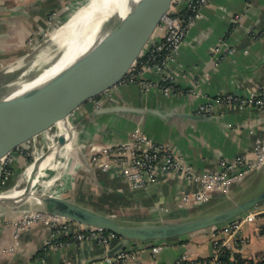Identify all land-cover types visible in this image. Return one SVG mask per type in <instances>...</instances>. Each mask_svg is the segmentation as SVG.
<instances>
[{
  "label": "crops",
  "instance_id": "crops-1",
  "mask_svg": "<svg viewBox=\"0 0 264 264\" xmlns=\"http://www.w3.org/2000/svg\"><path fill=\"white\" fill-rule=\"evenodd\" d=\"M73 1L0 0V63L19 57L31 35L50 28L48 14L67 11ZM165 74L172 76L177 90L164 93L156 84L163 73L145 71L142 78L152 85L125 82L102 95L103 106L120 105L140 113L91 116L92 105L76 112L73 123L77 141L85 145L86 155L93 144L127 142L135 133H142L166 143L197 173L219 170L223 161L232 162L239 156L252 161L257 144L264 141V108L227 104L219 98L228 93L246 98L264 92V0H209L203 17L188 30L176 57L167 62ZM208 100L212 114H199V106ZM24 161L19 155L15 162ZM114 161L108 170L84 168L87 176L101 186L92 187L94 192L109 198L104 211L111 213L115 208L113 215L139 222L166 220L199 208L183 203L186 194L198 189L184 173L163 172L149 186L134 188L125 174L128 161ZM74 164L78 169L79 164ZM259 170L246 175L249 178ZM242 182L235 181L232 190H240ZM218 196L211 195L214 200ZM257 211L255 218L240 219L242 225L233 237L214 235L207 229L165 241H127L126 247L114 255L109 252L121 241L119 237L108 249L97 238L73 240L49 221H37L16 236L11 221L0 218V264H173L183 253L194 264H204L224 243L232 253L259 258L264 256V202ZM59 242L67 243L55 244ZM157 245H161L159 252L154 251ZM119 253L126 256L118 258Z\"/></svg>",
  "mask_w": 264,
  "mask_h": 264
},
{
  "label": "water",
  "instance_id": "water-1",
  "mask_svg": "<svg viewBox=\"0 0 264 264\" xmlns=\"http://www.w3.org/2000/svg\"><path fill=\"white\" fill-rule=\"evenodd\" d=\"M121 3L126 9L123 14L116 9ZM171 3L172 0L106 2L105 9L101 8L92 19L90 33L100 31L87 47L53 73L0 97V159L36 134L49 127L57 126L59 122H63L67 127L70 114L74 110L88 99L99 96L117 85L140 57L143 48ZM66 50L67 47L56 50L45 61L21 77H29L27 81L35 80L45 69L55 64ZM32 53L24 55L25 60L20 62L22 57L15 63L0 69V86L9 80V77L20 68L22 62L24 63L32 56ZM117 112L140 113L133 108L120 105H104L94 108L91 116ZM183 114L187 117L205 118L197 114ZM68 133L69 135L63 132L58 133L56 147L48 150L47 155L53 150H63L65 146L73 142L72 130ZM42 161L43 159L38 161L34 158L32 163L35 169H39ZM82 162L87 169L93 170L84 152H82ZM259 169L264 170V165ZM35 172L28 182L27 192L33 188L30 186ZM23 198L1 199L0 204L13 200L25 201ZM37 198L39 202L35 204L49 213L116 234L121 241L109 252L110 255H114L126 247L127 241L144 243L165 241L211 227L225 226L236 218L257 211L264 202V186L252 196L213 212L183 219L141 222L125 221L68 196L42 194Z\"/></svg>",
  "mask_w": 264,
  "mask_h": 264
},
{
  "label": "built area",
  "instance_id": "built-area-1",
  "mask_svg": "<svg viewBox=\"0 0 264 264\" xmlns=\"http://www.w3.org/2000/svg\"><path fill=\"white\" fill-rule=\"evenodd\" d=\"M208 2L209 0H172L170 8L161 17L155 32L151 36V43L146 47L145 52L140 55L137 61L133 63L128 73L118 84L125 82H140L146 85H152L153 82L144 80L142 76L145 71H156L163 73L161 81L156 84L164 93L168 94L177 90L172 76L169 74L164 75V70L167 62L170 59H174L178 54L188 30L203 17V8ZM108 90L99 96L88 99L87 102L78 107V110H83L87 105H92L93 109L103 106L102 95ZM219 100L227 104L238 103L240 105H257L264 108L263 90L246 98L228 93L222 95ZM75 111L76 110H74V112ZM212 112L213 107L209 100L199 106V114L210 115ZM70 121L72 123L74 122L71 114ZM40 141L35 137L26 141L20 147L22 154L25 152L26 148L31 151L30 154L32 158H35V144L40 147ZM92 146L91 148L93 150L97 149L98 151L91 156L89 155L88 158H92L96 166L103 170H108L111 164L115 162L114 160H119L120 158L122 160H127L129 169L125 174L131 187L134 188L149 186L163 172L179 171L184 173L190 180L198 185V189L194 194H186L183 197L184 200L189 203H198L206 198H210L215 192L230 190L233 183L242 177V175L257 170L264 165V141L257 144L255 151L256 157L252 161H246L243 157L239 156L232 162L223 161L222 168L219 170L200 173L195 172L193 167L179 159L166 143L154 141L142 133H135L132 139L127 142L114 143L106 146ZM21 152H19L20 155ZM9 155H11V152L6 155L4 159L8 158ZM112 156H114V158ZM109 159H111V161H109ZM112 159L114 160L112 161ZM4 162L5 160H3L0 170H2V168L4 169ZM257 212L258 211L250 212L244 217H252L256 215ZM38 218H40V216L37 213L33 215H23L21 219L17 221L19 230L32 223L33 219ZM240 219H242V217L232 220L225 226L216 227L213 234H224L233 237L242 225ZM45 220L53 223L55 227L67 232L71 235L73 240L85 241L97 238L99 242L108 249L110 248L111 241L118 237L112 232L80 224L52 213H48ZM75 225L77 227H75ZM64 243L67 242L55 244L59 245ZM225 246L227 248L229 244L227 245L224 243L218 246L213 258L210 261L204 262V264H221L219 255L222 247ZM160 249L161 245L154 247L155 252H159ZM125 256V253H119L118 258H123ZM107 259L110 261L113 260L112 257H108ZM173 264H194V262L190 260L187 253H183Z\"/></svg>",
  "mask_w": 264,
  "mask_h": 264
},
{
  "label": "rangeland",
  "instance_id": "rangeland-1",
  "mask_svg": "<svg viewBox=\"0 0 264 264\" xmlns=\"http://www.w3.org/2000/svg\"><path fill=\"white\" fill-rule=\"evenodd\" d=\"M66 11H62L61 13H57V11H52L48 14V22L50 28L45 29L44 31H41L38 35H31L27 40V47L23 50L22 54L19 57H16L12 59L11 61L5 60L3 63H0V69L10 65L11 63H15L16 60L23 57L21 61L25 60L28 53L35 52L37 50L36 47L42 45L49 37L50 34L57 29L60 28V26L57 25V22L61 19V17H64ZM57 25V28H54V26ZM62 25V23H61ZM151 43V37L148 40L145 48H143L141 55L145 52L146 47ZM0 57V61H1ZM8 61V62H7ZM137 61V60H136ZM135 61V62H136ZM25 63V62H24ZM23 64V62H22ZM21 64V65H22ZM22 78V77H20ZM76 111H79L78 108ZM75 111V112H76ZM75 112L73 111L71 113L73 119L75 120ZM75 124V123H74ZM45 133V132H44ZM43 135V134H42ZM41 135L40 143L44 142V138ZM45 135V134H44ZM37 138V135L34 136ZM38 139V138H37ZM78 140V135H77ZM24 144V143H23ZM80 144V145H79ZM81 142L76 141L75 148L71 150L70 154L64 155L59 153L58 158H60V165L56 167V169L48 170L46 171L48 176H55L53 184L47 189L44 185L41 187L42 190H46L47 192H51L54 189L60 187L63 189V192L68 197H72L77 199L79 202H83L84 204L97 208L99 210L104 211V207L108 205L109 198L106 197V195H99V192H94V188L92 187H101L94 179L93 177L87 176L86 174V166H84L82 162V152L86 154V148L85 145H81ZM36 145V144H35ZM22 144H20L17 148H15L11 155H9L8 158L4 159V157L0 160V169L4 162V169L0 170V193L7 191L10 187H19L23 183L19 182V179L22 177L23 172L26 170L27 166L31 164L34 161V157L32 158V155L30 154V150L25 148V152H21L20 147ZM45 146V145H44ZM43 146V147H44ZM92 146V145H91ZM90 146V147H91ZM94 146V144H93ZM92 146V147H93ZM35 150V149H34ZM45 150V149H44ZM27 151V152H26ZM29 151V152H28ZM97 149L89 148V154L93 155ZM24 157L25 161L23 163L15 162L16 157L20 155ZM35 156V155H34ZM67 161V163H66ZM90 164L92 167H97L95 161L92 158H89ZM74 162H78L79 166L78 169L74 168ZM103 162V161H102ZM68 164V165H66ZM65 165V166H64ZM59 168V169H58ZM85 168V169H84ZM85 170V171H84ZM65 171V172H64ZM50 173V174H49ZM68 173V174H67ZM82 173L85 174V176H82ZM54 174V175H53ZM63 175V176H61ZM68 175V176H67ZM70 177V178H69ZM61 178V179H60ZM233 178V177H232ZM248 176L246 174L242 175L238 180L242 182V188L240 190L233 191L232 188L230 190L222 191V192H215L219 193L220 196H218V200L212 197L206 198L205 200H202L200 202L196 203H189L184 200L183 203H187L189 206L194 205L198 206L199 208L190 210L189 213H186L185 215L176 216L170 219L166 220H174V219H183V218H190L194 216H198L201 214L213 212L222 208H225L229 205H232L238 201H241L245 198H248L258 192L260 189L264 186V170H260V172L255 173L254 175H251L248 179ZM237 179V178H236ZM59 181V182H58ZM234 184V183H233ZM88 197L89 200L87 199ZM113 212L116 210L113 208ZM112 211H110V214H113ZM39 214L40 218L33 219L32 223L25 226L23 229L19 230V227L17 225V221L21 219V217L25 214L33 215V214ZM49 212L45 211L42 207L38 206L35 203H30L29 201H9L7 203L0 204V218H5L11 221V224L14 227V231L16 236L19 234V232L30 229L37 221H46V216ZM258 214V212H257ZM117 216V215H116ZM118 217V216H117ZM256 216H252V218H255ZM125 219V218H121ZM142 221V220H141ZM139 221V222H141ZM47 222V221H46ZM216 227L208 228V230H211L212 232L215 230ZM120 238V237H119Z\"/></svg>",
  "mask_w": 264,
  "mask_h": 264
},
{
  "label": "bare ground",
  "instance_id": "bare-ground-1",
  "mask_svg": "<svg viewBox=\"0 0 264 264\" xmlns=\"http://www.w3.org/2000/svg\"><path fill=\"white\" fill-rule=\"evenodd\" d=\"M109 1L112 0H75L71 2L67 8L66 14H64L65 16L57 22V25L60 26V28L52 32L50 37L42 45L36 47L35 50L37 51L32 53V56L27 61H25V63H23L20 68L13 73V75L9 77V80L0 86V97L20 87L28 86L40 78L53 73L69 60H71L79 51L87 47V45L92 42V40L98 35L100 31L98 30L90 33L89 30L92 19L94 15L101 10V8L105 9L106 6L104 7V5L106 2L109 3ZM116 9L117 12L122 14L125 13L126 10L123 3L119 4ZM57 25H55L54 28H57ZM63 47H67V50L61 56V58L55 64L45 69V71L35 80L27 81L29 77L20 78L21 76L28 74L40 63L45 61L54 52H56V50ZM69 130H72L73 132V142L65 146L62 151V154L68 155L70 154L71 150L75 148L77 141V126L74 123L69 121L67 127H65L63 122H59L57 126L49 127L47 130L36 134L38 138L36 139L38 141H40L42 134L43 138L45 139L44 142H42L43 145L40 147L35 145V159L38 161L43 159V161L40 163L39 169H35L34 163L29 164L26 170L23 172L22 177L19 179V182L23 183V185L21 184L19 187H10L7 191L0 193V200L5 198L24 197L25 199L23 198V200L25 201H29L30 203H38L39 199L37 197L42 194L66 196V194L63 192V189L60 188L61 186L51 192H47V189L53 184L55 176L49 177L46 171L56 169V167L60 165V158H58V156L62 149L53 150L48 155L47 151L56 147L58 133L63 132L66 133V135H69ZM34 172L35 177L30 186L33 188L27 192V187L29 184L28 182L33 178L32 176ZM43 185L47 188L46 190L41 189Z\"/></svg>",
  "mask_w": 264,
  "mask_h": 264
},
{
  "label": "trees",
  "instance_id": "trees-1",
  "mask_svg": "<svg viewBox=\"0 0 264 264\" xmlns=\"http://www.w3.org/2000/svg\"><path fill=\"white\" fill-rule=\"evenodd\" d=\"M207 259V261H210L212 258ZM219 260L221 264H264V256L259 258H244L240 253H232L226 247H222Z\"/></svg>",
  "mask_w": 264,
  "mask_h": 264
}]
</instances>
